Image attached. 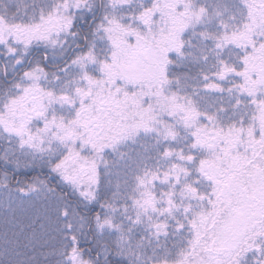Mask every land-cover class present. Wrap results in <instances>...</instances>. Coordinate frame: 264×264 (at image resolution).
<instances>
[{
	"label": "snow or ice",
	"instance_id": "obj_1",
	"mask_svg": "<svg viewBox=\"0 0 264 264\" xmlns=\"http://www.w3.org/2000/svg\"><path fill=\"white\" fill-rule=\"evenodd\" d=\"M132 4L133 0H107L106 10L100 16L93 34L103 32L111 39L110 34L119 31L124 36H134L137 42L144 39L132 25H147L150 20H155L159 15L158 5L140 4L138 8H133ZM251 6H246L243 14L238 10L231 16L233 27L237 16H240L241 27L235 31L229 30L226 25L221 26L222 31L218 34L193 30V36H200L202 41H212L209 52L213 54L216 64L210 74L200 73L202 83L188 86L192 89L190 94L178 95L173 92L170 96H164L159 88L154 94H140L155 95L159 98L158 103L167 101L171 111L166 122L159 121L162 127L153 126L157 120L156 115L152 114V104L144 107L143 100L137 98L135 103L139 120L104 138H97L90 132L87 118L94 101L93 90L104 80L88 69L98 65L99 72L114 81L116 73L112 68L116 63V52L113 51L108 59L100 60L93 43L86 50L63 59L62 64H55L54 61L62 58L63 54L59 58L50 56L48 50L57 45L61 33L73 37L77 35L72 28L75 14L82 7L95 15L94 4L90 0H61L53 4L47 13L41 7L38 22L28 26L26 36L14 41L21 46L20 55H17L16 48L0 37V44L6 48L5 59L14 57L13 68L23 66L24 57L29 56L33 48L45 49L38 59L29 60V66L23 68L20 79L4 90V99L0 101V134L8 137L9 143L11 138H15L20 151L50 153L48 171L64 190L58 191L55 185L49 186L46 181L35 179L17 187L15 191L19 197L33 200L34 214L30 216L28 227L34 236L45 238V247L52 243L53 254L62 257L58 264H89L82 256L81 238L87 237V231L103 235L104 230L117 235L111 247L101 243L103 252L96 253L97 259L103 255L105 264H112L108 260L111 255L114 260L124 261L125 264H133L132 258L136 264H142L139 254L133 250L132 233L137 227L144 226L147 220L144 230L150 236H167L168 219L175 222L177 233L187 228L192 239L188 241V250H181L179 259L169 261L163 257L157 264H264V219H257L230 247L219 250L217 229L227 217V212L223 211L224 189L220 185L226 177L214 178L206 170L209 161L217 156V148L229 157H241L239 145L247 141L249 145H259V148L254 152L249 148L243 153L246 166L241 179L244 173H251L253 169L256 174L264 176V77L249 70V59L264 55V40L259 36L252 38L257 30L249 28L248 8ZM256 6H264V0H259ZM126 8H131V12L123 11ZM187 9L188 5L185 4L184 10L178 13L179 16H186V20L176 30L178 43L174 51L182 58L191 56L195 60L191 52L182 51L186 43L189 48L193 47L190 40L182 39L183 33L192 24L193 17L197 24L211 23L221 13L215 8L209 13L208 8L203 6L195 13ZM126 20L131 23L126 24ZM6 26L10 28L13 25L6 23ZM241 28L250 32L248 43H239ZM259 32H264V26ZM241 47L244 49L242 54L231 51ZM171 56L172 51L169 50L164 61L166 64L173 63ZM200 58L206 61L208 56L202 55ZM50 68L56 70L50 72ZM4 75L7 76V71ZM162 76L160 83L168 85L170 80L166 72ZM230 76L235 79L229 80ZM175 79L179 84V77ZM217 81H227L230 86L225 88L223 83ZM116 91H123L125 97L129 96L126 89L117 87ZM201 92L217 97L218 106L210 104L201 108L199 102L193 99ZM225 94L228 96L227 104L223 100ZM131 95L137 96L135 92ZM141 132L156 134L157 139L151 146L156 150L155 157H146L135 173H124V178L116 181L115 190L109 191L113 182L108 179L112 173L105 154L108 151L115 153L120 141L132 139ZM45 142L48 146L42 147ZM53 142L59 146L58 150L52 149ZM177 144L180 146L177 147ZM141 148L144 152L148 151L143 144ZM249 152H252L251 158ZM148 160H154V165L150 166ZM3 163L7 165L10 161L4 160ZM13 167L16 173L27 170L22 169L19 162ZM130 180L133 181L131 185ZM202 183L208 185L207 191L201 190ZM157 184L167 185V188L157 192ZM8 187L5 182L3 188ZM41 189L46 195L36 196ZM121 199L125 212L128 206L135 211V217L125 215L124 219L129 222L126 229L122 220H116L119 211L117 202ZM6 211V208H0V212ZM160 217L165 219L161 220ZM142 246L143 237L136 242L135 248ZM88 251L91 252V248ZM0 264H6L3 257H0Z\"/></svg>",
	"mask_w": 264,
	"mask_h": 264
},
{
	"label": "trees",
	"instance_id": "obj_2",
	"mask_svg": "<svg viewBox=\"0 0 264 264\" xmlns=\"http://www.w3.org/2000/svg\"><path fill=\"white\" fill-rule=\"evenodd\" d=\"M60 2L61 0H0V17L3 18V21L0 22V33H9L8 38L10 39L12 37L11 39L13 40L26 36L28 34V26L39 20V9L42 7L45 9V13H47L52 8L53 4ZM90 2L97 4V8L94 12L95 15L93 16L82 7V9L75 14V24L72 28V31L76 32L77 35L73 37L61 33L60 40L58 39V41H60V45L62 44V48L59 47L56 49V47H50L48 50L50 51V56L54 55L56 57L63 54V51L64 54L67 51L63 59L71 58L77 51L86 50L93 43L95 44L96 55L100 60L108 59L113 51L116 52L117 59L112 68V71L116 73L114 81H110L104 74L100 73L98 65L90 66L88 69L93 75L104 80V83L93 90L94 101L87 114L88 123L90 125L89 130L97 138H104L119 128L138 121L140 117L135 103L137 98L143 100L144 107H147L149 103L152 104L154 109L152 114L156 115L157 120V123L153 126L157 128L162 127L159 121L166 122L169 119L168 112L171 111L167 106V101L162 100L158 103L159 98L155 95L141 96L140 94H154L158 88L164 96H170L173 92H176L178 95H183L185 93L190 94L192 89L188 87L189 85L202 83L200 73L210 74L215 70L213 65L216 64V60L213 54L209 52V49L212 47V41H202L200 36H193V30L197 33L207 31L208 33L218 34L222 31L221 26L226 25L229 30L235 31L236 28L241 27L239 24L240 16H237L235 27H233L234 22L231 16L237 13L238 10L243 14L245 7L252 5L248 8L249 28L257 30V34L253 35L252 38L256 39L257 36H259L261 40H264V32H259V29L264 26V6H256L259 0H256V3H254V0H133V8H138L140 4L148 6L155 3L158 5L159 9L158 17L155 20H150L147 25H132V28L144 37V39L139 42L136 41L134 36H124L119 31L111 33V39L105 36L103 32H98L94 35L93 30L96 24L99 23L100 16L106 10L105 4L107 0H90ZM185 4L188 5L187 11L191 13L198 12L200 6L208 8L209 13L212 12L213 8L221 13L220 16L214 17L211 23L203 22L197 24L193 17L192 24H190L187 31L183 33L182 39L184 41L190 40L193 47L189 48L186 43L182 51L184 53L191 52L195 60H193L191 56H184L182 58L174 51L178 43L175 39L177 34L176 30L179 24L186 20V16H179L178 13L184 10ZM4 5L7 10L3 8ZM225 9H227V11H225ZM131 10V8L123 9L125 12H131ZM119 11L120 10H118V12ZM5 22L13 26L9 28L6 26ZM125 23L131 22L126 20ZM241 32L242 35L238 38L239 43H248L250 32L245 31L243 28H241ZM101 37H104V39H101ZM77 45H79V48H77ZM12 47L17 49V55L21 54V46L19 44L14 42ZM140 48L148 51V54L149 51L152 52L155 62L151 64L150 67L158 70L151 73L141 70L137 75L130 73L129 75L124 74L121 66H117L120 59L124 56L127 57L129 54H135L136 50ZM169 50L172 51L171 60L173 63L166 64L164 61L168 57ZM43 51H45L43 48H33L29 56L24 57V59L35 61L40 57L39 55ZM231 51L242 54L244 49L243 47L239 49L233 48ZM202 55H207L208 59L206 61L202 60L200 58ZM63 59H57L59 61L54 63L62 64ZM149 63L146 65L149 66ZM24 65L16 67V73L22 69ZM55 70V68L49 69L50 72ZM249 70L264 77V55L250 58ZM76 71H78V69ZM164 72H166L167 78L170 80L168 85L160 83L163 78L162 73ZM176 77H179V84L176 83ZM232 79H235V77L230 76L229 80ZM217 83H223L225 88L230 86L227 81H217ZM117 87L126 89L129 96L125 97L123 91L118 93L116 91ZM133 92L137 94L136 97L131 95ZM201 97L203 98L201 99ZM193 99L199 102L201 108H206L210 104L218 106L217 97L214 95L201 92L199 96H194ZM223 100L225 104L228 103L227 94L223 96ZM214 101H217V103L214 104ZM224 122L226 123L227 121L225 120ZM156 139L155 133L145 134L141 132L132 139L120 141L116 146L115 153L108 151L105 154L109 162V170L112 173L108 179L113 182V187L110 188L109 191L115 190L116 181L122 180L124 178V173H135L137 166H142L146 157H155L156 150L151 146L154 145ZM210 142L216 143V141ZM8 144L5 160L10 161V163L5 165L2 162V165L6 167V171L9 173L2 176V178L3 180L6 179L5 181L8 182L9 187L3 188L2 182L0 181V200L6 195H13V197H18L20 199L15 189L24 186L26 183H31L35 179L44 180L49 186L55 185L58 191L64 190L58 183L57 178L51 176L48 171L50 154L33 152L30 150L22 152L16 147L17 142H8ZM142 144L148 147L147 152H144L143 148H141ZM47 146V142L42 145V147ZM51 146L55 151V142H53ZM176 146L178 147L180 145L177 144ZM249 148L254 152L258 150L259 145H249L247 141L239 145V151L242 154L241 157H239V162H237L239 166L236 167L230 175L222 164L227 157L226 154H224L226 157H220L221 153L219 154L220 162L218 164H213L210 162L213 160H210L206 166L208 175L222 179L228 177L227 179H223V183L220 185L224 189L222 195L224 193H229L232 196V200H236L235 208H229L234 218L233 227L235 228V234L227 241H217L220 251L230 247L231 244H233L257 219H264V188H262L264 176L256 174V170L253 169L251 173H244L243 180L241 179V174L246 166L243 153ZM218 150L219 148L216 149V152H218ZM252 152H249V158H251ZM16 162H19L22 169L26 168L27 170L16 173L13 167ZM147 163L151 166L154 165L155 161L148 160ZM28 165H31V167H27ZM121 165L124 166L122 169ZM118 173L121 175H117ZM49 176H51V179H49ZM129 183L131 185L133 181L130 180ZM200 187L202 191L208 190L207 184L202 183ZM156 188L157 192H159V189L167 188V185L157 184ZM121 190H123V185H121ZM35 195L43 196L46 195V193L41 189V192ZM27 201L32 204V208H30L32 211L30 213L31 216L34 214L33 200L28 199ZM117 207L119 211L116 213V220H122L126 229L129 222L124 219V217L126 214L135 217V211L132 207L128 206L127 212H125V205L122 199L118 200ZM149 215L155 216L153 213H149ZM29 219L30 217L23 218L20 216L17 211L16 213H12L11 210H9L7 214L0 212V257H3L6 264H58L62 257L58 254H53L51 242L45 247L43 243L45 238H40L32 234L28 227L30 223ZM160 219L164 220L165 217H160ZM147 223L148 221L145 220L144 226L137 227L132 233L134 238L132 240L133 250L139 254L142 264H157L158 260L163 257H167L169 261H174L180 258L181 250H188V241L192 239V236L187 228L177 233L175 231V222L168 219L167 223L169 227L166 229L168 233L167 236H150L149 232L144 230ZM85 231H87V229H85ZM116 235L115 232L110 233L108 230H104L103 235L95 231H87V237L81 238L83 259L88 260L89 264H105L104 256L101 255L100 258L97 259L96 253L98 251L103 252V249L100 247L101 243H105L111 247L115 243ZM141 237H143V246L136 249L135 244ZM89 248H91V252L88 251ZM58 251L59 249H57V253ZM132 259L133 264H136L134 258ZM148 259H151L152 262L148 261ZM251 259L252 257L250 256L249 260ZM108 260L111 261L112 264H125L124 261L114 260L111 255L108 256Z\"/></svg>",
	"mask_w": 264,
	"mask_h": 264
},
{
	"label": "rangeland",
	"instance_id": "obj_3",
	"mask_svg": "<svg viewBox=\"0 0 264 264\" xmlns=\"http://www.w3.org/2000/svg\"><path fill=\"white\" fill-rule=\"evenodd\" d=\"M92 4H94V3H92ZM96 5L97 4H94V12L97 8ZM3 8H5L7 10L5 5ZM80 17H82V16H80ZM0 37L6 39L8 45H10L11 47L14 45L15 40L11 39L12 37L10 38L11 40L8 38L9 33H7V32L0 33ZM55 47H56V49L59 47L62 48V44L60 45V41L57 42V45ZM65 48H66V46H65ZM66 53H67V51H66ZM65 54L63 51V57L59 58V57H61V54H60V56L58 57L59 60L63 59ZM5 56H6V48L3 44H1V46H0V76L3 75L5 73V71H7V74L12 75L16 69V68H13L14 57L8 56L7 59H5ZM59 60H55L54 62H57ZM154 62H155V60H154V56H153L152 52L149 51V54H148V51L142 50L140 48V49L136 50L135 54H132V55L129 54L127 57L126 56L122 57L120 59V62L117 64V66L118 67L121 66V69L124 71V74L129 75V73H130V74L137 75L140 73L141 70H144V71L150 72V73L157 71L158 69H154V68L150 67L151 64H153ZM147 63H149L150 65L149 66L146 65ZM25 67H28V59H25V65L23 68H25ZM8 88H10V85L2 84V88L0 90V101H2L4 99L3 92L5 89H8ZM3 142H5V141H3ZM11 142L16 143L17 141H11ZM227 144H228V141H225V147H227ZM55 145L56 146H54V149L58 150L59 146L56 143H55ZM16 147H17V145H16ZM22 152H25V151H22ZM45 153L50 154L47 152H45ZM217 153H218L217 156L212 159L213 161H210L213 164H218L220 162V157H226L224 155L225 152L221 149H219ZM220 153H221V156L219 157ZM6 156L7 155H5V157ZM237 162H239V157H236L235 155H233L232 157H229L227 155V157L224 159L222 164H223L224 168L226 169L227 173H231L232 171L235 170L236 167L239 166L237 164ZM123 167L124 166L121 165V169ZM227 178L228 177H226V179ZM0 179H1L0 181L2 182V185H4V183L7 182V181H5L6 179H4V180H3V178H0ZM238 184H239V182H238ZM262 188H264V183L262 184ZM42 191H44V190L42 189ZM223 199H224V203L226 202L224 205L223 211L227 212V217H226L225 223L222 226L218 227V229H217L216 240L218 242H221L222 240L227 241L231 237H233L235 234V228L233 227L234 226V218L231 215L232 212L229 211V208H232V207L235 208L236 200L233 201L232 196L229 193L228 194L224 193ZM237 203H238V201H237ZM0 208H6L7 209V211L4 212L5 214H7L9 212V210H11L12 213H16V211H17L18 214L20 216H22L23 218H27V217L29 218L30 213L32 212L30 209V208H32V204L30 202H28L27 200H25L21 197H20V199L18 197H13V195H6L5 197L1 198ZM148 261L152 262L151 259H148ZM151 264H154V263H151Z\"/></svg>",
	"mask_w": 264,
	"mask_h": 264
},
{
	"label": "flooded vegetation",
	"instance_id": "obj_4",
	"mask_svg": "<svg viewBox=\"0 0 264 264\" xmlns=\"http://www.w3.org/2000/svg\"><path fill=\"white\" fill-rule=\"evenodd\" d=\"M23 69H20L17 73H16V69L15 72L10 75L7 74V76H5L4 74L0 76V90L2 88V84L4 85H11L13 82L17 81L20 79L21 73L20 71H22ZM5 141V142H3ZM9 138H7L6 136H4L3 134H0V178H2V176L5 175V173H9L6 171V167L4 165H2L3 161L5 160V155L7 152V146H8V142ZM11 141H16L15 138H11ZM18 182V181H17Z\"/></svg>",
	"mask_w": 264,
	"mask_h": 264
}]
</instances>
